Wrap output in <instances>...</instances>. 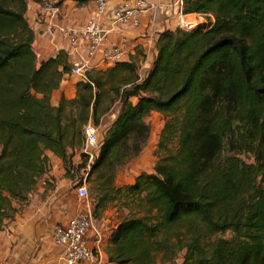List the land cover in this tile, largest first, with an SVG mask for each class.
I'll return each mask as SVG.
<instances>
[{
    "label": "trees",
    "instance_id": "obj_1",
    "mask_svg": "<svg viewBox=\"0 0 264 264\" xmlns=\"http://www.w3.org/2000/svg\"><path fill=\"white\" fill-rule=\"evenodd\" d=\"M182 1L184 14L209 22L159 33L145 77L136 60L92 68L54 105L73 68L67 52L37 64L28 0H0V232L49 176L48 154L65 176L76 155L73 168L87 170L84 126L119 102L88 171L105 179L92 216L118 199L138 214L110 231L107 263H167L184 251L181 264H264V0ZM154 113L163 126L153 172L112 195L103 170L120 149L140 153Z\"/></svg>",
    "mask_w": 264,
    "mask_h": 264
},
{
    "label": "crops",
    "instance_id": "obj_2",
    "mask_svg": "<svg viewBox=\"0 0 264 264\" xmlns=\"http://www.w3.org/2000/svg\"><path fill=\"white\" fill-rule=\"evenodd\" d=\"M107 1L109 15L120 0ZM174 4L175 0H150V9L141 17L139 28L118 27L112 31L110 41L117 44L123 51V57L118 62L136 60L139 76L147 75L156 56L159 33L176 28ZM59 8L60 12L55 21L58 25L81 28L92 17L94 2L90 0L86 5L76 7L74 3L62 0ZM41 11V4L28 0L25 17L34 33L33 50L37 64L55 57L59 51L67 52L68 61L73 66L80 64L86 54V44L83 38L80 40L79 47L72 49L66 38L46 31ZM108 18L103 20L107 28L110 26ZM113 64L107 63L98 55L93 60L92 68L106 69ZM76 82L71 80V84H68L70 89L63 94L65 97L70 96V91L74 93ZM62 84L59 89L63 87ZM132 102L135 103L136 99H132ZM119 109L120 104L116 102L112 109L115 117L107 113L101 118L97 127L102 128V135L118 115ZM153 115L159 114L154 113L151 116ZM48 155L50 159H54L55 165L62 166L59 159L51 154ZM48 175L39 180L28 203L20 208L13 220L5 223L4 229L0 232V264H63L59 260L60 251L52 241L53 229L56 225L66 223L72 217L71 215L77 213L73 211L76 209L75 203L68 198L67 180H61L63 176H50V171ZM90 245L98 248L100 264L103 261L106 262L108 241L102 243L100 239L96 242L95 238H91Z\"/></svg>",
    "mask_w": 264,
    "mask_h": 264
},
{
    "label": "built area",
    "instance_id": "obj_3",
    "mask_svg": "<svg viewBox=\"0 0 264 264\" xmlns=\"http://www.w3.org/2000/svg\"><path fill=\"white\" fill-rule=\"evenodd\" d=\"M93 2L94 13L81 28L60 26L55 22L60 12L55 1L45 0L41 5V14L47 32L66 38L72 49L79 47L81 38L85 41L86 54L81 63L74 65L71 70V75L83 82L86 81L85 72L92 68L93 60L98 55L107 63H116L122 59V49L110 41L112 31L118 27L139 28L141 17L148 12L151 6L150 0H120L116 8L108 15L107 0H93ZM174 5L176 7V28L189 31L202 23L200 22L202 16L195 14L194 17L183 13L182 0H175ZM106 18L109 20L108 28L103 21ZM139 78L141 79L143 76H139ZM112 109L113 107L109 111V115L115 117ZM83 134L82 152L87 158V168L89 169L99 152L98 127L92 121H88L84 126ZM76 194L79 199L87 197V189L84 184L77 187ZM91 238H95L98 242L101 239V234L95 227L89 207L85 212L73 215L66 223L56 225L52 233L53 244L59 249V260L63 264H100L98 248L90 245Z\"/></svg>",
    "mask_w": 264,
    "mask_h": 264
},
{
    "label": "rangeland",
    "instance_id": "obj_4",
    "mask_svg": "<svg viewBox=\"0 0 264 264\" xmlns=\"http://www.w3.org/2000/svg\"><path fill=\"white\" fill-rule=\"evenodd\" d=\"M56 2V5L59 6V2L62 0H53ZM195 17V16H194ZM198 20V19H197ZM199 21V20H198ZM200 22L202 23H208L209 21L202 17ZM71 80L80 81L77 77L70 75L69 77L64 79V84L61 89H58L53 92V103L56 104L58 102L59 96L63 95L64 93L69 91V85L71 84ZM67 82V83H66ZM70 96L68 95V98H73L74 93L73 91H70ZM64 96V95H63ZM147 124L150 127V135L148 140L146 141L145 145L142 147L140 153L137 156H130L128 150L120 149L118 152V158L116 160H113V162H109L108 168L104 169L103 171H106L108 176V180L110 185L109 188L114 189L112 191V195L116 193L117 189L123 188L124 186L131 185L134 182V179L140 174V173H152L154 164L157 161V157L155 155L156 152V144L158 141V137L160 134V131L163 126V117L159 115H153L150 116L146 120ZM101 130V131H100ZM98 135L99 138H101L102 135V128H98ZM129 145H133V142H129ZM240 158L246 162L251 163L252 158L248 155H241ZM79 162L78 156L74 158L72 161L73 167H75ZM50 176H58L65 180H67V184H69V195L68 198L72 203H75V210H73L76 213H83L86 211V209L89 207L92 213V205L94 202V198L96 195H98V191L96 189V185L103 184L105 182V179L103 177L99 178L97 174L88 175L89 169L84 171L83 169L77 170L76 168L70 167L67 171V175L65 176V171L63 169V166L55 165L54 159H50ZM87 167V164H86ZM90 168V167H89ZM60 182V181H59ZM58 182V183H59ZM57 183V184H58ZM81 184H84V186L87 189V197L85 199H79L76 191L77 187ZM123 199H118L117 201L108 202L106 204L105 210L101 213L100 218L98 220L94 219V224L96 229L101 234L102 243L107 241L109 232L122 220L129 216H137V208H129L127 205L125 206L123 203ZM132 205H130L131 207ZM71 215V213H70ZM73 216V215H71ZM140 216V215H138ZM215 238H228L230 237L229 233H226L224 235L217 234L214 236ZM184 255V251L180 252L176 258L167 263H162L161 258L157 257L155 259L154 264H181L182 258ZM102 264H108L107 261H103Z\"/></svg>",
    "mask_w": 264,
    "mask_h": 264
}]
</instances>
